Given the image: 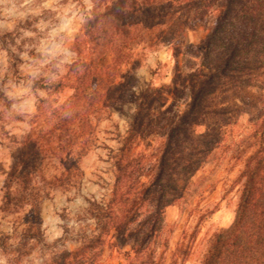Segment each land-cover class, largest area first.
Masks as SVG:
<instances>
[{"label":"trees","instance_id":"obj_1","mask_svg":"<svg viewBox=\"0 0 264 264\" xmlns=\"http://www.w3.org/2000/svg\"><path fill=\"white\" fill-rule=\"evenodd\" d=\"M91 17L83 34L86 49L96 51L107 63H80L76 100L84 101L82 114L96 109L102 115L111 110L125 114L124 130L116 124V145L110 149L113 184L110 196L88 199L85 218L94 223L78 239V245L53 255L44 264H102L105 248L119 250L123 264H185L191 257L199 229L177 242L165 263L157 251L162 218L168 204L184 197L182 177L194 176L214 150L230 152L242 167L237 181L239 201L229 227L216 229L207 238L202 264H264V88L253 101L231 105L229 82L255 74L264 82V0H92ZM212 17L204 39L203 62L183 75L178 73L169 87L147 85L138 89L134 46L146 42L151 49L172 45L176 55L187 30ZM198 45H191L196 50ZM78 51L83 52L81 47ZM217 59L210 60L214 51ZM131 67L123 73L122 67ZM123 78L124 80H121ZM126 79V80H125ZM168 93L179 99L188 96L180 111L163 108L160 99ZM221 98V105L211 103ZM129 108V111H127ZM250 113V131L231 143L225 141L232 113ZM75 113L59 128L70 135L57 136L58 158L64 166L59 175L35 182L39 170L41 141H49L54 128L44 137L25 141L26 147L12 152L5 169L3 189L6 208L25 207L18 243L13 249L19 263L43 240L42 202L50 191H71L82 178L81 161L98 147L96 126L85 119L74 128ZM197 126H204L203 130ZM154 135V152L142 146ZM65 152V153H64ZM201 217L213 213L212 202ZM129 246V248H125Z\"/></svg>","mask_w":264,"mask_h":264},{"label":"rangeland","instance_id":"obj_2","mask_svg":"<svg viewBox=\"0 0 264 264\" xmlns=\"http://www.w3.org/2000/svg\"><path fill=\"white\" fill-rule=\"evenodd\" d=\"M74 9L78 10L76 19L82 26L70 35L66 50L49 62L37 63L35 110L32 113H21L19 116L6 109L0 112V264H44L53 255H59L65 249L74 248L78 245L79 237L94 227L93 221L85 218L88 199L107 198L111 193L114 176L109 158L110 149L116 145L115 125L118 124L124 130L127 116L118 111L113 112V109L110 114L104 115L96 109H91L86 116L81 113L84 101L74 98L79 84L78 78L83 73L80 63L96 61L107 63L109 58L103 57L99 60L97 52L86 49L85 46L87 37L82 30L86 18L91 17L93 1L79 0L77 4L74 1ZM211 22L212 17L209 16L203 23L191 26L186 32L185 42L178 55L172 45H165L154 50L149 48L146 42L137 43L134 46L135 63L132 65L131 73L135 74L138 89L145 88L149 84L153 87H169L178 73L182 74L181 79H183V75L205 61L203 42ZM191 45H198V47L196 50H191ZM79 47L83 52L78 51ZM42 48L48 49V47ZM219 53L218 50L212 52L209 59H217ZM129 67L131 66L124 65L122 72L125 73ZM121 80L124 79L121 78ZM229 87V93L234 95L231 105L235 103L245 105L263 91L264 82L262 78L259 79L252 74L239 79L238 82L230 80ZM221 98L223 96L215 99L211 104L214 107L221 105ZM188 99L187 95L176 99L165 92L160 99V104L163 108H171V111H180L185 108ZM75 113L80 115L73 118L74 128L85 119L96 126L98 147L83 157L81 167L84 175L77 180L76 186L71 191L55 189L43 199L44 238L17 263L13 249L18 243L19 234L23 228L21 221L26 208L16 209L13 205L7 206L8 208L5 206L4 171L8 169V166L10 167L6 156L8 153L12 156L16 148L26 147L25 141H28L30 137L37 139L42 134L46 137L50 130L58 128L53 130L50 142L41 141L39 170L35 182L41 183L42 177L49 180L53 175L61 174L64 166L58 158L62 152L58 150L57 136L67 139L70 135L61 130L59 125L65 124ZM236 114L237 111L227 120L225 139L227 143L239 139L252 127L249 112L241 111L238 115ZM17 117L20 124H17ZM197 129L203 130L204 126H197ZM154 139L155 136L150 135L144 140L143 151L146 153L155 151ZM241 167V163H237L229 151L225 153L217 149L204 161L194 176L179 179V184L185 188V195L165 207L161 237L157 244V251H163L165 263L169 261L171 251L175 249L184 233L189 235L191 231L198 228L199 232L193 243L191 257L185 264H202L209 235L220 227H229L235 219L240 195L237 178ZM212 202H218L217 210L204 218L201 217V213L209 203H211L210 207H213ZM125 248L128 249L129 246ZM123 262L119 250L105 248L102 264H123Z\"/></svg>","mask_w":264,"mask_h":264},{"label":"crops","instance_id":"obj_3","mask_svg":"<svg viewBox=\"0 0 264 264\" xmlns=\"http://www.w3.org/2000/svg\"><path fill=\"white\" fill-rule=\"evenodd\" d=\"M74 1L79 2L0 0V112L6 109L19 116L35 110L37 63L60 56L70 35L82 26L76 19ZM62 17L70 23L66 30L59 31ZM54 46L58 48L56 54L51 51ZM17 121L20 124L18 117ZM7 157L11 165V154Z\"/></svg>","mask_w":264,"mask_h":264},{"label":"clouds","instance_id":"obj_4","mask_svg":"<svg viewBox=\"0 0 264 264\" xmlns=\"http://www.w3.org/2000/svg\"><path fill=\"white\" fill-rule=\"evenodd\" d=\"M62 24L60 25L59 31H64L69 27V23L70 21L67 19H63L62 17ZM53 54H56V52L58 51V48L56 46L53 47V49L51 50Z\"/></svg>","mask_w":264,"mask_h":264}]
</instances>
